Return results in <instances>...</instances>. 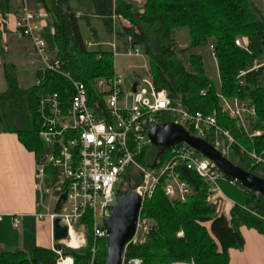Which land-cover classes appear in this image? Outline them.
I'll return each mask as SVG.
<instances>
[{"label": "trees", "instance_id": "obj_1", "mask_svg": "<svg viewBox=\"0 0 264 264\" xmlns=\"http://www.w3.org/2000/svg\"><path fill=\"white\" fill-rule=\"evenodd\" d=\"M15 1L0 0V34L3 33L1 20L7 14L14 13ZM32 1L50 17L56 47L55 60L73 79L86 85L89 101L93 104L99 100L94 90L95 82L112 79L115 74L113 53L87 47L80 33L79 20L88 17L83 15L77 18V13L70 7V0ZM93 4L94 16L104 21L111 35L114 15L130 24L120 28L118 39L125 48H142L149 59L155 87L165 90L174 104H182L191 113H216L220 126L228 130L236 141L227 158L234 165L264 180V69L249 72L255 61L264 58V15L253 6L252 1L144 0L140 12H133L132 5L123 0H93ZM183 30L189 34L191 49L213 47L219 71L218 86L206 75L201 56L192 54L186 57L184 52L177 50L176 33ZM239 37L249 40L248 51L235 45ZM241 72L248 73L244 78H239ZM38 78L39 72L36 80ZM5 79L7 89L0 94V102L14 100L20 103L27 99L36 129L20 135L30 138L39 158L44 151L37 128L39 98L48 93L63 96L65 90L69 89L68 81L49 74L41 86L34 84L24 90L10 70L5 73ZM221 97L250 102L256 111L250 131L260 135L251 138L238 130L233 120L222 115ZM168 122L166 118L162 123ZM242 148L246 153L241 151ZM252 152L263 162L257 164L252 160L249 155ZM157 155L158 150L150 146L140 160L151 168ZM169 156L170 151L162 155L159 166L167 162ZM259 170L263 175L257 174ZM180 172L182 180L190 188V197L184 203L171 202L159 187L143 208L142 215L154 222L147 242L128 246L125 261L138 259L142 264H229L230 251L244 247L241 227L255 228L264 234L262 196L243 188L248 195L246 205H234L228 217L218 215L216 209L207 203L210 186L191 171L183 169ZM132 177L125 175L123 180L129 188L138 185L134 184ZM86 224L87 246L80 250H64V255L73 258L74 264H91L92 225L89 221ZM102 242L97 244L95 264H105L106 249H99ZM57 258L51 248L0 252V264H56Z\"/></svg>", "mask_w": 264, "mask_h": 264}, {"label": "built area", "instance_id": "obj_2", "mask_svg": "<svg viewBox=\"0 0 264 264\" xmlns=\"http://www.w3.org/2000/svg\"><path fill=\"white\" fill-rule=\"evenodd\" d=\"M16 1L23 6L16 15L7 14L1 20V30L6 33L11 29L10 17L14 16L13 31L33 43L37 59L42 62L37 70L40 78L36 80V86L45 83L49 74L66 79L69 85L63 96L60 93L41 95L36 108L38 135L45 147L37 165L40 210L37 218L47 220L51 226V250L58 256L56 264H74L73 258L64 255V250H80L87 246V221L92 225L91 264H95L98 242L108 239L104 222L110 217L120 197L121 184L130 168L141 176V182L134 188L142 205L136 233L128 246L147 242L152 226L149 219L142 215L143 208L159 187H162L171 202L184 203L190 197V188L181 177L180 170L183 169L195 173L210 186L207 203L216 209L218 215L228 217L230 201L217 184L221 173L212 162L189 146L183 144L170 150L169 160L161 166L158 160L154 169L146 167L140 160L152 146L149 131L163 124L166 118L168 123L182 126L192 136L208 140L227 158L236 141L228 130L220 126L216 115L191 113L182 104H174L165 90L155 87L151 69L146 65L143 67L145 78H136L135 82L129 84L127 91L124 90L120 75L114 74L112 79L99 80L94 86L99 100L91 104L86 85L65 72L55 60V54H47L40 35L43 28L41 16L27 7L26 0ZM76 16L81 18L83 14L77 13ZM117 19L120 18L115 15L112 17L111 51L114 57H142L137 50L131 51L133 48L123 52L118 46ZM86 45L94 50L91 42H86ZM235 45L248 51L249 40L239 38ZM210 48L216 59L213 47ZM262 61L249 72L264 69V58ZM247 73L241 72L239 78H244ZM135 83L137 87L134 93ZM223 105V112L235 122L238 130L251 138L260 135L250 131V123L256 117L254 108L246 109L238 100L232 106L224 98ZM249 155L257 164L263 162L255 153ZM64 194H67V200L61 213L56 214V205ZM56 220L68 229V237L63 242L53 240ZM19 225L18 220H14V228L18 229ZM56 245H61L62 250H55ZM123 264L142 262L138 259L125 261L124 254Z\"/></svg>", "mask_w": 264, "mask_h": 264}, {"label": "rangeland", "instance_id": "obj_3", "mask_svg": "<svg viewBox=\"0 0 264 264\" xmlns=\"http://www.w3.org/2000/svg\"><path fill=\"white\" fill-rule=\"evenodd\" d=\"M253 6L259 10L264 15V0H251ZM20 5V8L23 6L22 3L17 2ZM27 3V0H26ZM132 5L133 12H140L143 9V0H133L130 1ZM31 0H28L27 7L33 11V5ZM70 7L74 11H80L85 15L89 16V14L93 11V4L91 0H70ZM124 20V19H123ZM42 21L43 28L40 31L41 39L44 41L46 45L47 54H55L56 47L54 44V39L52 35V25L49 15L45 12L42 13ZM124 23L122 19H117V31L120 30L121 26ZM79 29L80 33L85 40V42H91L94 47V50L102 49L104 51L112 52L111 50V34H109L105 23L102 19L89 16L87 19L79 20ZM96 34L98 37V41L93 35ZM111 35V36H110ZM240 38V37H239ZM237 38V39H239ZM16 44L11 43L8 44V49L11 53L0 55V91H4L6 89V82L4 80L5 73L10 70L15 77L18 79L20 83V87L30 88L34 85V74L41 66L42 62L37 59L35 50L33 48V43L25 38H21L20 36H15ZM236 39V40H237ZM176 41H177V50L180 52H184L183 54L188 57L192 54H196L202 57L203 59V68L206 72V75L212 80L215 85H219V71L217 60L212 56L211 46H206L204 48L193 50L190 48V38L187 31H179L176 33ZM22 44L27 48V51H32L34 53L33 56L23 55V53L18 52V47L16 45ZM100 46V48H99ZM123 52L127 51L129 48H125L123 42L118 44ZM5 48V47H4ZM34 50V51H33ZM137 50L142 57H125V56H116L113 58L114 61V71L115 74L120 75L122 78V84L125 91L128 90L129 84L135 82L136 78L140 77L141 79L145 78V70L143 67L146 65L148 69H150L149 59L145 56L141 47H135L131 49L134 52ZM257 60L254 63L255 65L261 64L263 61ZM32 62L34 64H32ZM253 66V67H254ZM104 80V79H101ZM99 80L95 82L98 83ZM94 84V86H95ZM227 102L230 105H234L235 100H228ZM239 103L244 106L246 109L253 108L250 102L248 101H240ZM221 114L226 116L227 114L223 112V97H221ZM211 115H216L213 113ZM217 117V115H216ZM231 120V119H230ZM255 120H252L250 123V128L252 130V124ZM38 128V127H37ZM0 129L3 130H11V131H35L36 126L32 120L31 111L29 108V104L27 100L21 101L20 103L11 100L8 103L0 102ZM232 135V134H231ZM45 149V147L43 146ZM241 151L246 153L245 149H241ZM255 153V152H252ZM250 153V154H252ZM170 157V156H169ZM259 176L263 175V172L260 170L257 172ZM126 175H132L134 184H139L141 182V176L139 173L134 171L133 168L127 170ZM127 182H122L121 190L122 194L129 190L127 187ZM217 184L220 188L221 193L230 201V203L237 204L240 206H245L248 200V195L243 191V187L240 184H234L230 179L226 178L222 174L217 181ZM151 226L154 225L152 220H149ZM99 249H106L107 251V241H104L100 244Z\"/></svg>", "mask_w": 264, "mask_h": 264}, {"label": "crops", "instance_id": "obj_4", "mask_svg": "<svg viewBox=\"0 0 264 264\" xmlns=\"http://www.w3.org/2000/svg\"><path fill=\"white\" fill-rule=\"evenodd\" d=\"M91 1L93 4V0ZM123 1L131 5L130 1L133 0ZM31 3L33 5L32 12L40 15L42 21V13L44 11L40 6L35 5L32 0ZM13 7L14 13L12 15H16L17 11L21 9L20 5L15 1ZM74 12L87 16L80 11ZM89 16L96 17L94 16V4L93 11ZM122 21L124 23L123 26H130L127 21L123 19ZM13 23L14 16L10 17L11 29L6 31V33L0 34V55L4 56V53H11L8 49V44H16L17 40L15 36L17 35L13 31ZM52 35H54L53 28ZM93 37L99 42L96 34ZM16 46L19 48L18 52L23 53V55H34L32 51L28 52L24 45L18 44ZM37 72L35 71L34 74V84L36 82ZM4 80L6 82L5 75ZM17 82L20 87L18 79ZM20 88L24 90L29 89H25L22 86ZM6 89L3 92L0 91V94L4 93ZM22 132L31 131L0 129V252H29L37 247L50 249L52 246V230L49 222L37 218L40 212L38 209L39 194L37 191L38 157L30 138L20 135ZM234 205L229 202L228 213ZM14 220H18L20 224L18 229H15L13 226ZM240 232L244 239V247L241 250L230 251L229 264H264V234L255 228L247 226L241 227Z\"/></svg>", "mask_w": 264, "mask_h": 264}, {"label": "water", "instance_id": "obj_5", "mask_svg": "<svg viewBox=\"0 0 264 264\" xmlns=\"http://www.w3.org/2000/svg\"><path fill=\"white\" fill-rule=\"evenodd\" d=\"M136 87L137 84L135 83L133 86L134 93ZM148 137L151 145L158 150L152 169L157 166L162 155L185 144L212 162L223 176L264 198V180L262 178L234 165L210 143L192 136L182 126L174 123L160 124L149 131ZM66 200L67 194L61 196L54 211L56 214L61 213ZM141 205V199L133 186H130L129 190L119 197L110 217L104 222L108 235L105 264H123L125 250L136 233ZM67 237L68 229L60 225L59 220H56L53 227L54 242H63ZM55 250H62V246L56 245Z\"/></svg>", "mask_w": 264, "mask_h": 264}]
</instances>
